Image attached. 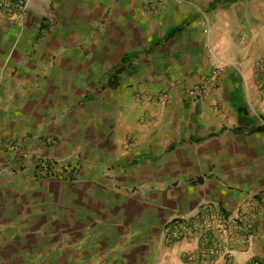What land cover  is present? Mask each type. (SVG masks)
I'll return each instance as SVG.
<instances>
[{
    "label": "crops",
    "instance_id": "obj_1",
    "mask_svg": "<svg viewBox=\"0 0 264 264\" xmlns=\"http://www.w3.org/2000/svg\"><path fill=\"white\" fill-rule=\"evenodd\" d=\"M148 2L0 15V164L19 169L0 174V264H187L196 241L164 226L203 204L237 220L235 264H264V0ZM44 155L77 171L39 177Z\"/></svg>",
    "mask_w": 264,
    "mask_h": 264
},
{
    "label": "built area",
    "instance_id": "obj_2",
    "mask_svg": "<svg viewBox=\"0 0 264 264\" xmlns=\"http://www.w3.org/2000/svg\"><path fill=\"white\" fill-rule=\"evenodd\" d=\"M27 2L0 0V15L7 21L20 22L27 12ZM147 4L150 5V1ZM255 68L259 74H264V57L255 62ZM217 75L215 68L202 82L190 87L187 95L193 99L205 96L216 84ZM53 170L52 165H47L44 175L51 177ZM238 229L239 224L235 218L216 210L210 204H203L193 216L176 215L169 220L164 226V236L169 243L183 238L196 241V249L184 256L187 264H215L220 257L228 264H235L230 244Z\"/></svg>",
    "mask_w": 264,
    "mask_h": 264
},
{
    "label": "rangeland",
    "instance_id": "obj_3",
    "mask_svg": "<svg viewBox=\"0 0 264 264\" xmlns=\"http://www.w3.org/2000/svg\"><path fill=\"white\" fill-rule=\"evenodd\" d=\"M41 142L44 145H51V143H55V138L53 136H44L41 138ZM4 146L14 155H20L22 152V148L20 142L18 140H8L4 142ZM47 165H52L54 170L52 172L51 177H65L71 175L77 171L76 165L72 162L70 156H66L59 159H52L49 156H40L36 159L34 163V171L39 177H49L44 175V170ZM16 171H19L18 168H13L9 164H0V174H14Z\"/></svg>",
    "mask_w": 264,
    "mask_h": 264
},
{
    "label": "trees",
    "instance_id": "obj_4",
    "mask_svg": "<svg viewBox=\"0 0 264 264\" xmlns=\"http://www.w3.org/2000/svg\"><path fill=\"white\" fill-rule=\"evenodd\" d=\"M111 77H112V76H111ZM111 77H109V80H110V81H111V79H112Z\"/></svg>",
    "mask_w": 264,
    "mask_h": 264
}]
</instances>
